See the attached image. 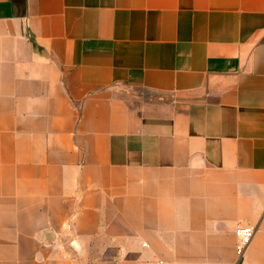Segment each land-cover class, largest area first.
I'll return each mask as SVG.
<instances>
[{
	"label": "crops",
	"instance_id": "0c3cea01",
	"mask_svg": "<svg viewBox=\"0 0 264 264\" xmlns=\"http://www.w3.org/2000/svg\"><path fill=\"white\" fill-rule=\"evenodd\" d=\"M152 263L264 264V0H0V264Z\"/></svg>",
	"mask_w": 264,
	"mask_h": 264
},
{
	"label": "built area",
	"instance_id": "2783aa9c",
	"mask_svg": "<svg viewBox=\"0 0 264 264\" xmlns=\"http://www.w3.org/2000/svg\"><path fill=\"white\" fill-rule=\"evenodd\" d=\"M254 234V229L249 226L239 227L236 230L237 245L235 248L236 256L241 259L248 245L250 244ZM152 264H162V263H152Z\"/></svg>",
	"mask_w": 264,
	"mask_h": 264
}]
</instances>
